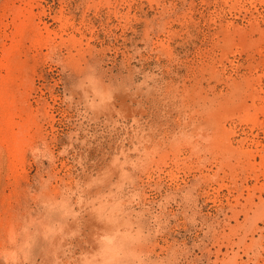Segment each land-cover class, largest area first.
I'll return each instance as SVG.
<instances>
[{
  "label": "rangeland",
  "instance_id": "rangeland-1",
  "mask_svg": "<svg viewBox=\"0 0 264 264\" xmlns=\"http://www.w3.org/2000/svg\"><path fill=\"white\" fill-rule=\"evenodd\" d=\"M0 264H264V0H0Z\"/></svg>",
  "mask_w": 264,
  "mask_h": 264
}]
</instances>
